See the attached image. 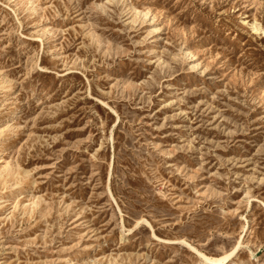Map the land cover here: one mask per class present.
<instances>
[{
	"label": "rangeland",
	"instance_id": "374dc122",
	"mask_svg": "<svg viewBox=\"0 0 264 264\" xmlns=\"http://www.w3.org/2000/svg\"><path fill=\"white\" fill-rule=\"evenodd\" d=\"M2 152L0 264H264V0H0Z\"/></svg>",
	"mask_w": 264,
	"mask_h": 264
},
{
	"label": "bare ground",
	"instance_id": "6f19581e",
	"mask_svg": "<svg viewBox=\"0 0 264 264\" xmlns=\"http://www.w3.org/2000/svg\"><path fill=\"white\" fill-rule=\"evenodd\" d=\"M13 121H16V119H13ZM7 167H8V163L6 161V158H4V153L2 152L0 154V171L7 169ZM238 247H239V245L236 247V249ZM200 255H201V258L203 259V262L205 264H223L230 256V255H227V256L222 257V258H219V257L218 258H216V257L215 258H211V257H208V256L202 254V253H200Z\"/></svg>",
	"mask_w": 264,
	"mask_h": 264
}]
</instances>
